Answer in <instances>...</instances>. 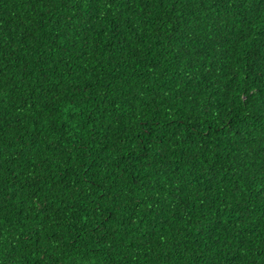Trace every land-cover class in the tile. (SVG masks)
Listing matches in <instances>:
<instances>
[{"label":"trees","instance_id":"obj_1","mask_svg":"<svg viewBox=\"0 0 264 264\" xmlns=\"http://www.w3.org/2000/svg\"><path fill=\"white\" fill-rule=\"evenodd\" d=\"M0 264H264V0H0Z\"/></svg>","mask_w":264,"mask_h":264}]
</instances>
